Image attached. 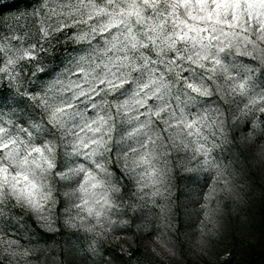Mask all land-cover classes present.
I'll return each mask as SVG.
<instances>
[{"label":"snow or ice","instance_id":"snow-or-ice-1","mask_svg":"<svg viewBox=\"0 0 264 264\" xmlns=\"http://www.w3.org/2000/svg\"><path fill=\"white\" fill-rule=\"evenodd\" d=\"M36 4L11 23L0 14V224L22 209L51 229L53 168L61 187L78 185L64 194L75 209L69 227L104 237L96 227L113 230L127 210L162 218L173 187H208L204 170L219 165L217 150L236 129L264 131V0ZM58 47L69 50L62 60ZM57 131L65 152L53 164L52 146L41 145ZM179 152L199 158L184 176L168 163ZM223 174L232 175L227 166ZM122 179L135 185L134 199L124 200ZM0 233V251L15 256L20 240Z\"/></svg>","mask_w":264,"mask_h":264},{"label":"rangeland","instance_id":"rangeland-1","mask_svg":"<svg viewBox=\"0 0 264 264\" xmlns=\"http://www.w3.org/2000/svg\"><path fill=\"white\" fill-rule=\"evenodd\" d=\"M249 129H251L250 126ZM241 133L247 135L248 131L236 129L237 136ZM227 159H231L230 154H226V162ZM234 182L241 201H225V207L228 210L225 219L226 226L220 230L218 239H212L206 254L199 257L203 264H219L227 254L247 256L252 251H264V166L256 161L241 159L236 165ZM210 183L211 178L209 177L207 185L209 186ZM57 185L63 194L62 218L64 222L68 214L75 213V209L71 202H66L68 197L64 194L69 189L61 187V183ZM133 187L135 191L134 184ZM207 188L205 187L204 190ZM141 215L139 211L127 210V216H113V220L117 223L113 230L104 237H97L93 232L86 231L84 228H72L66 225L78 232L79 236L66 242L62 249L54 247L51 242L27 244L18 237L8 234L5 238L19 239L22 247L18 250H30L31 255L26 259L35 261L36 264H97V261L109 262V264H167L169 261L183 263L180 258L163 252L159 248L153 251L156 245L148 239L149 232L155 231L159 234L163 230V221L162 218H157L147 211L143 213L144 219H137ZM123 220H132L133 223L126 225L121 223ZM197 222L189 219L188 216L170 215L168 217L167 223L172 225V231L179 232L183 238L181 251L191 250L195 240V223ZM38 225L41 226L39 223ZM53 227L52 223L51 229ZM211 227V224L207 225V228ZM136 248L141 250L138 259L133 257L130 251ZM17 259L23 264L24 258L17 257Z\"/></svg>","mask_w":264,"mask_h":264},{"label":"clouds","instance_id":"clouds-1","mask_svg":"<svg viewBox=\"0 0 264 264\" xmlns=\"http://www.w3.org/2000/svg\"><path fill=\"white\" fill-rule=\"evenodd\" d=\"M103 115L108 117L107 111H103ZM238 117V112L234 110L230 112L227 116L229 125L231 126L235 124ZM249 133L253 135V140L251 142L247 139ZM61 135L62 133L57 131L51 136L44 137L41 145L42 147L44 145L52 146L51 151H48L47 149L46 151H48V155L53 164L61 163L63 153L65 152L60 140ZM260 137H264V131H261L260 129L255 131L249 129L247 135L243 133L238 136L235 135V138H230L229 142L223 146L222 150L218 149L217 159L219 165L204 170L211 178V183L208 188L206 190L203 189V192L199 195L197 193H199L200 190L197 184L186 187L185 182L181 183L178 187L172 188L171 203L167 204L166 202V213L162 217L163 230L160 233H163V236L154 231L148 237V239L152 240L156 245V247L153 248V251H156V248H159L163 252H167L172 256L180 258L183 261V264H203L199 257L206 254V250L211 246L212 239H218L220 230L226 226L225 219L227 218L228 210L225 207V201H241V197L234 182L236 165L240 163L241 159L246 158L248 160L256 161L261 166H264V155H262V153H264V139H261ZM257 140L259 141L258 143L256 142ZM110 146L111 145H109V147ZM226 154L231 155V159H227V162ZM198 162L199 158L191 159L190 155L189 158H185L183 152L174 153L172 158L168 161L169 166L173 169V173L178 172L181 176L189 174V170L195 168ZM224 166H227L228 171L232 173L231 176L223 174ZM54 171L55 169L53 168L52 171L49 172L45 182L50 183L53 191L56 192L57 183L62 184L65 183V181L60 180L59 175L54 176L52 174ZM198 181L199 185L204 184L203 173L199 175ZM226 181H231V183L227 184ZM77 187L78 185L66 187L69 189L66 193L75 191ZM180 192H183L184 194L179 195ZM177 195H179V199H176ZM210 195L212 197L211 200H209ZM213 201L215 202L214 204ZM209 208H211V212L209 211ZM190 209L194 211H189ZM25 212L27 213V210H25ZM170 215H180L182 217L188 216L189 219L198 221L195 223V240L191 250H180L183 238L180 236L179 232H173L172 225L167 223ZM132 223V220H124V224L126 225H131ZM208 224H211L212 227L207 228ZM109 227L110 226L108 225H98L96 231L107 234L110 231ZM181 231H183V229H181ZM30 255L31 253L27 249L17 250L15 256H9L4 251H0V260H3L4 264H21L20 260L17 259V257H21L24 258L23 264H36L35 261L26 259ZM97 264H101V261H97Z\"/></svg>","mask_w":264,"mask_h":264},{"label":"trees","instance_id":"trees-1","mask_svg":"<svg viewBox=\"0 0 264 264\" xmlns=\"http://www.w3.org/2000/svg\"><path fill=\"white\" fill-rule=\"evenodd\" d=\"M37 6L36 0H3V3H0V14L11 23V17L18 14L21 11H31ZM4 30H7V24L4 26ZM68 49L57 48L56 56L62 60L65 55L68 54ZM59 61L57 60L56 63ZM5 84H0V93L4 92ZM5 99H7L8 104L12 103V100L5 93ZM28 109L24 105L21 110V118L27 119ZM240 130L247 132L243 126ZM58 184V183H57ZM121 184L123 187V197L125 201H128L129 198H135L133 196L134 187L133 184L129 183L127 180L122 179ZM57 194V204L53 212V229H46L38 225L34 216L30 213H26L22 209H15V216L6 212L3 218L4 223L0 224V228H3L4 233L8 235H13L18 237L20 240H23L25 243H34L38 244L40 242L50 243L58 248L62 249L64 244L71 239L79 236L78 232L73 229L68 228L62 218L63 213V194L60 191L58 185L56 186ZM11 221V223H8ZM132 256L139 258L141 254L140 249H131ZM0 264H4L3 260H0ZM167 264H183L181 262L169 261ZM219 264H264V251H252L247 256H236L232 254H227Z\"/></svg>","mask_w":264,"mask_h":264}]
</instances>
